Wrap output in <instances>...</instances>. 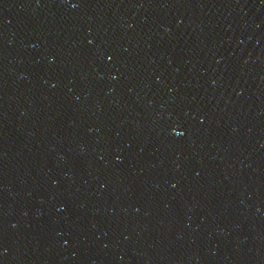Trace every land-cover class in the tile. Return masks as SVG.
<instances>
[{
    "label": "water",
    "instance_id": "water-1",
    "mask_svg": "<svg viewBox=\"0 0 264 264\" xmlns=\"http://www.w3.org/2000/svg\"><path fill=\"white\" fill-rule=\"evenodd\" d=\"M0 264H264V0H0Z\"/></svg>",
    "mask_w": 264,
    "mask_h": 264
}]
</instances>
